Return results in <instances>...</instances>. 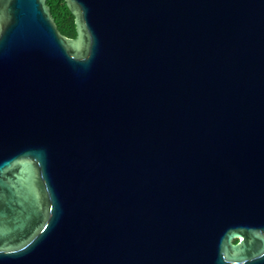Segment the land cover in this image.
Segmentation results:
<instances>
[{
  "label": "water",
  "instance_id": "95a60500",
  "mask_svg": "<svg viewBox=\"0 0 264 264\" xmlns=\"http://www.w3.org/2000/svg\"><path fill=\"white\" fill-rule=\"evenodd\" d=\"M64 2L0 0V264H264V0Z\"/></svg>",
  "mask_w": 264,
  "mask_h": 264
},
{
  "label": "trees",
  "instance_id": "16d2710c",
  "mask_svg": "<svg viewBox=\"0 0 264 264\" xmlns=\"http://www.w3.org/2000/svg\"><path fill=\"white\" fill-rule=\"evenodd\" d=\"M45 3L59 32L66 37H75L74 16L66 6L64 0H45ZM236 241L234 240V242Z\"/></svg>",
  "mask_w": 264,
  "mask_h": 264
}]
</instances>
